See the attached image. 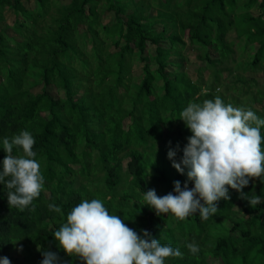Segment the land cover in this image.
<instances>
[{
    "label": "trees",
    "instance_id": "trees-1",
    "mask_svg": "<svg viewBox=\"0 0 264 264\" xmlns=\"http://www.w3.org/2000/svg\"><path fill=\"white\" fill-rule=\"evenodd\" d=\"M154 3L34 0L29 7L23 0H0V170L3 139L27 130L45 178L40 196L24 211L10 208L8 190L0 183V258L41 264L42 253L52 251L58 264H85L59 246L54 232L73 207L98 199L141 237L147 230L161 245L182 252V258H167L165 264H264V182L258 179L243 191L259 195L260 204L253 208L229 186L231 199L219 201L207 220L199 212L184 220L171 213L158 216L142 204L144 191L175 195V181L181 188L194 187L187 169L181 174L172 166L168 152L175 150V159L182 160L192 133L175 118L189 102L218 96L227 67L215 61H235V46L248 50L242 63L228 68L234 79L224 84L230 92L229 99L221 96L225 104L243 108L237 97L257 85L256 77L239 69L262 71L264 80V0ZM106 10L113 13L109 21L102 19ZM231 30L234 40L226 38ZM187 35L205 61L196 81L184 67ZM136 63L142 64L139 78L132 73ZM52 87L63 95H54ZM255 95L263 98L262 88ZM254 111L264 119L263 112ZM13 155H23L22 148L14 146ZM49 204L62 214L50 211ZM192 242L199 246L196 255L186 247Z\"/></svg>",
    "mask_w": 264,
    "mask_h": 264
},
{
    "label": "clouds",
    "instance_id": "clouds-1",
    "mask_svg": "<svg viewBox=\"0 0 264 264\" xmlns=\"http://www.w3.org/2000/svg\"><path fill=\"white\" fill-rule=\"evenodd\" d=\"M175 119L183 120L192 135L188 137L181 161L175 159L177 153L171 149L168 158L181 174L187 169V177L194 182V187L189 189L185 183L181 188L180 181H175V195L169 192L158 196L155 189L144 191L143 205L150 206L158 216L171 213L184 220L199 212L207 220L216 214L219 201L231 199L229 186L253 208L262 202L259 195L249 196L243 190L251 180L264 182V136L261 135L264 119L251 109L225 104L220 96L202 103L189 102ZM34 144V137L27 130L11 140L3 139L6 155L0 183L8 190L11 209L24 211L43 189L45 178L34 159L37 155ZM14 146L22 148L23 155H13ZM48 207L62 214L59 206L49 204ZM54 237L68 255L79 257L85 264H165L167 258L183 256L178 248L161 245L147 230H143V237L138 235L120 216L110 214L98 199H85L73 207L67 222L54 232ZM186 247L193 255L199 252L194 242ZM42 254L41 264H58L57 253L44 251ZM0 264H11V260L2 257Z\"/></svg>",
    "mask_w": 264,
    "mask_h": 264
},
{
    "label": "rangeland",
    "instance_id": "rangeland-1",
    "mask_svg": "<svg viewBox=\"0 0 264 264\" xmlns=\"http://www.w3.org/2000/svg\"><path fill=\"white\" fill-rule=\"evenodd\" d=\"M24 3L29 6V7H33L34 6V0H23ZM61 1H64L66 2L67 0H61ZM152 2L154 1L156 4V0H151ZM183 1V0H182ZM155 6V5H154ZM175 6L176 4L173 3L170 8L168 9L169 11H172L173 9H175ZM176 11L178 12V8H176ZM157 12V10L152 7L150 9V13L151 15L155 14ZM252 12L254 14L257 13V10L255 9H252ZM113 16V13L111 11H104L103 14H102V19L104 21H109ZM13 13L11 11H7L6 13V19L9 23H11V21H13ZM157 28H160V24H156L155 25ZM81 28V26H80ZM10 32V31H9ZM228 40H231V39H236V34L233 30L229 31L227 33V37H226ZM184 39L186 41V45L183 49V53L186 55L187 59L186 60V64L184 65V67L186 68L187 72L189 73L190 77L193 79V80H197L198 79V74H199V70L201 67H203L205 65V61L202 60V58H198L197 57V49H198V46L196 44H193L190 42L189 40V36H184ZM249 48V47H248ZM234 58H235V61H232L231 59L230 60H225L223 61L222 63L221 62H218V61H215L217 62L218 64V67H227V69L224 70L223 72V82L222 85H220L217 89H220V92L217 91L216 89V92H218V96H226L228 98V91H226L225 89H223L224 87V84H226L227 82L231 81L234 79V76H233V70L232 72L228 69V68H235V64L239 61L240 63H242V59H244L245 55H246V51H248L246 48L244 47H238V46H235L234 47ZM203 53V50L200 51V54ZM216 51L214 50H211L210 51V56L211 57H214L216 56ZM215 58V57H214ZM218 60V59H216ZM141 63H136L133 65V68H132V73L134 74V76H136L137 78L140 77V74H141ZM212 72V68H207V69H203L202 71V79L204 78H207L209 76V73ZM239 72L244 75L245 77H256V81H257V85L254 86L252 85L251 86V89H250V92L247 93V94H244V93H240V95L237 97V102H240L241 105H243V108L244 109H251L252 111H254L255 109L257 110H260L261 112L264 113V97L263 98H259L258 96L255 95L256 93V90L258 87L262 88V90L264 91V80L262 79V71H250V70H246V71H241V69H239ZM50 91L54 94V95H63L62 91H57L56 88L52 87L50 89ZM229 99V98H228ZM255 112V111H254ZM171 135H176V130H173V133ZM127 161V159H125L123 161L124 165H123V168L125 169V162ZM79 165L78 164H75L74 167L77 168Z\"/></svg>",
    "mask_w": 264,
    "mask_h": 264
}]
</instances>
